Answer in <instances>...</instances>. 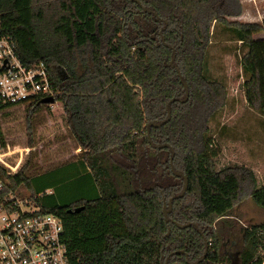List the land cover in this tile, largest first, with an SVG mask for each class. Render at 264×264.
<instances>
[{"label":"trees","instance_id":"16d2710c","mask_svg":"<svg viewBox=\"0 0 264 264\" xmlns=\"http://www.w3.org/2000/svg\"><path fill=\"white\" fill-rule=\"evenodd\" d=\"M240 11L239 0H0V36L23 63L50 67L52 97L82 150L33 176L26 164L14 174L0 166V198L20 197L22 186L58 215L71 264H223L232 235L242 240L239 264H262L264 220L240 225L233 211L245 194L264 210V184L243 165L216 170L207 133L225 102L206 75L215 28L244 48L246 102L264 116V41L254 40L264 19H228ZM171 167L188 179L182 197ZM163 198H172L167 221Z\"/></svg>","mask_w":264,"mask_h":264},{"label":"rangeland","instance_id":"374dc122","mask_svg":"<svg viewBox=\"0 0 264 264\" xmlns=\"http://www.w3.org/2000/svg\"><path fill=\"white\" fill-rule=\"evenodd\" d=\"M239 2L240 14L228 17L229 20L261 22L264 19V0ZM213 32L205 55L206 75L211 80L219 81L225 89L224 105L214 113L208 124V136L213 147L218 149L214 159L215 168L219 170L229 165H243L253 172L256 185L260 186L264 184V116L246 102L242 86L245 76L240 66L245 50L240 42L224 34L220 28H215ZM254 40L264 41V31L255 35ZM0 125L5 143L0 147V166L7 172L16 173L26 164L28 175L33 176L78 157V146L65 125L60 102L47 104L38 112H34V107L30 105L5 108L0 111ZM65 173L57 176V180L65 177ZM70 186L71 183H67L58 190ZM17 192L23 199L30 195L28 189L22 186ZM239 201L233 216L240 225L264 220V210L256 206L247 194ZM164 203L167 211L169 205L166 198ZM230 238L236 244L232 247L225 245V248L233 252L242 245V240L240 235ZM263 251L259 249L257 254L264 255Z\"/></svg>","mask_w":264,"mask_h":264},{"label":"built area","instance_id":"2783aa9c","mask_svg":"<svg viewBox=\"0 0 264 264\" xmlns=\"http://www.w3.org/2000/svg\"><path fill=\"white\" fill-rule=\"evenodd\" d=\"M53 93L50 67L23 63L15 43L0 36V106H33ZM62 234L55 213L12 194L0 198V264H71Z\"/></svg>","mask_w":264,"mask_h":264},{"label":"water","instance_id":"95a60500","mask_svg":"<svg viewBox=\"0 0 264 264\" xmlns=\"http://www.w3.org/2000/svg\"><path fill=\"white\" fill-rule=\"evenodd\" d=\"M139 3V2H138ZM177 73H178V76L181 77V73L179 72V70H177ZM182 81V80H181ZM183 82V81H182ZM183 86H184V89L186 91V97L188 96V87H187V83L186 82H183ZM174 99H171L170 102H172ZM42 103H48V104H53L55 102V100L53 99V97H46L44 99L41 100ZM168 106V104H167ZM170 117V112L168 111V118ZM167 118V119H168ZM152 123H148L146 126L147 128L151 125ZM148 136V139H149V134L147 135ZM153 146V144H151ZM170 164H171V158H170ZM172 169V167H171ZM173 173L175 176H178V177H183L184 179V184H183V190L181 191V193L178 195L179 197H182L187 189V186H188V179L187 177L180 173V172H176L172 169ZM171 201H172V198H169L168 200V203H169V209L166 211L165 210V203H164V198H163V207H162V210H163V216L165 218V221H167V214L171 211ZM83 207L80 206V207H76L73 209L74 212H78L82 209ZM72 211V209H68V212ZM174 224H176L177 226H179L180 228H184V227H188L192 224H194L193 222H190V223H187V224H184V225H179L178 223L174 222ZM177 252V251H176ZM193 264H197V263H193Z\"/></svg>","mask_w":264,"mask_h":264},{"label":"flooded vegetation","instance_id":"af4514ba","mask_svg":"<svg viewBox=\"0 0 264 264\" xmlns=\"http://www.w3.org/2000/svg\"><path fill=\"white\" fill-rule=\"evenodd\" d=\"M230 243V247H232L234 244H236V241L234 240H229ZM240 251V247L239 248H235V250L232 252L231 250L228 251L227 249H225V254L227 257V261L223 262V264H239L240 263V258H239V252ZM193 263H197L196 262H192Z\"/></svg>","mask_w":264,"mask_h":264},{"label":"crops","instance_id":"0c3cea01","mask_svg":"<svg viewBox=\"0 0 264 264\" xmlns=\"http://www.w3.org/2000/svg\"><path fill=\"white\" fill-rule=\"evenodd\" d=\"M62 112H63V109H62ZM81 149L78 148L77 152H76V155H78L79 153H81ZM50 189H48L47 191H49Z\"/></svg>","mask_w":264,"mask_h":264}]
</instances>
